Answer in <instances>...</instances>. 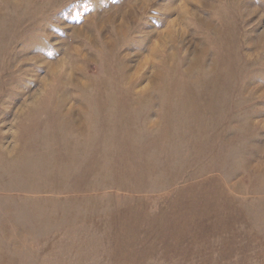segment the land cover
<instances>
[{"label":"rangeland","instance_id":"obj_1","mask_svg":"<svg viewBox=\"0 0 264 264\" xmlns=\"http://www.w3.org/2000/svg\"><path fill=\"white\" fill-rule=\"evenodd\" d=\"M0 264H264V0H0Z\"/></svg>","mask_w":264,"mask_h":264}]
</instances>
